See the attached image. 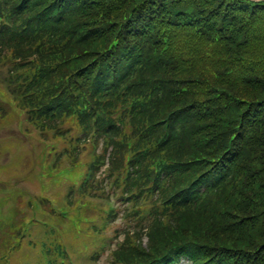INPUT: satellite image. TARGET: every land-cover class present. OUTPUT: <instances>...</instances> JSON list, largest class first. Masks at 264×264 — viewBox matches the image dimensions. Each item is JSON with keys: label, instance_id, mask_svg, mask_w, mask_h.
I'll use <instances>...</instances> for the list:
<instances>
[{"label": "trees", "instance_id": "16d2710c", "mask_svg": "<svg viewBox=\"0 0 264 264\" xmlns=\"http://www.w3.org/2000/svg\"><path fill=\"white\" fill-rule=\"evenodd\" d=\"M4 67L51 185L123 203L114 264H264V0H0Z\"/></svg>", "mask_w": 264, "mask_h": 264}, {"label": "rangeland", "instance_id": "374dc122", "mask_svg": "<svg viewBox=\"0 0 264 264\" xmlns=\"http://www.w3.org/2000/svg\"><path fill=\"white\" fill-rule=\"evenodd\" d=\"M3 108L11 115V112L13 111V104L8 101V103H6ZM10 118L5 119V124H9L11 122ZM1 123L2 121H0V124ZM7 130L8 127H5V129H0V134H5ZM12 130L14 132L20 133L21 136L19 137L13 134L12 136L5 135L0 137V181L5 180L4 183L12 182L13 185L25 188V190L27 189L31 193L33 202V206H30L28 204L30 200L28 193L20 188H17V195H19L23 201L25 200L26 209H22V204L19 205L21 207L20 211L22 213L20 218L22 220L19 222L16 230L22 227V230L25 231V234L29 236L31 234V230L27 229V223L35 221L36 227L41 229L46 236L47 231H51V229L56 226V223H59V226L66 228V230H71L72 233L77 234L76 232L78 224L76 220L79 218V215H73L72 213L63 214L62 207H59V213L63 214L59 216V222L55 220V217H53L54 220L50 219L47 222H44L41 215V210H39L37 204H35L40 198V193H32V191H40V187H42V184H44L46 181L44 178L48 177L46 176V171L41 166L44 155L36 151L32 153L31 148L33 142L31 141V138L25 127H22L21 124L16 122L15 126L12 127ZM3 158H6V162H2ZM17 212L18 211L14 208L9 213V217L13 222L15 221ZM2 233L3 232H0V234ZM108 234L113 236L112 231H109ZM37 248L42 250L43 245L38 243L35 249ZM100 264H108L107 253L101 256Z\"/></svg>", "mask_w": 264, "mask_h": 264}]
</instances>
